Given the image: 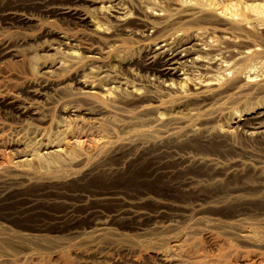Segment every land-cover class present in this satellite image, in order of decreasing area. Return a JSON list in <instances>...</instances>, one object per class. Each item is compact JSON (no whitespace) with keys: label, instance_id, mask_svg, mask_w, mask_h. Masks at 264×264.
Masks as SVG:
<instances>
[{"label":"rangeland","instance_id":"obj_1","mask_svg":"<svg viewBox=\"0 0 264 264\" xmlns=\"http://www.w3.org/2000/svg\"><path fill=\"white\" fill-rule=\"evenodd\" d=\"M155 1L161 6L166 5L161 0ZM239 1L243 4L244 1L260 0ZM74 3L73 0H21L19 4H14L12 0L0 2V38L8 40L16 50L15 55L0 53V91L15 92L23 98L28 78L39 76L51 79L44 89V97L38 99L39 112L34 119L20 118L9 106L0 103V124L5 126L4 129L31 132L33 125H39L52 128L55 132L56 122L66 114L62 108L77 103L81 104L80 115L90 118L93 114L85 112L86 107L91 106L90 100L72 95L82 86L78 79L85 74H98L99 71L112 74V70H115L119 77H124L130 85L141 89L142 95L137 99L125 100L116 111L105 115H111L113 119L117 116L116 120L121 121L125 118L126 121L132 120L131 125L139 124L147 130V117L167 114L170 110L183 112L181 114L197 110V119L194 117L192 123L208 126L210 133L206 138L197 133L177 141L166 132L163 134L162 145L153 140L144 145L140 143L134 158L126 159L124 155L134 151V147L131 150L123 148V153V150L115 151L118 148L115 146L104 156L90 160L77 159L65 167H51L27 177L13 174L6 185L0 182V259L6 264H27L35 256L41 259L40 264H166L157 254L170 249L175 239H182L184 246L190 245L187 247L196 248L198 244V248H203L206 254L216 253L221 246L232 247L241 254L233 259L235 264H246L242 254L250 257L256 251L264 252V238L257 244L243 239L239 233L242 226H249L260 238L264 237V140L247 137L239 132L240 129L232 134H227L223 129L232 120L237 121L241 117L245 119L246 116H241L244 111L264 104V91L256 94L248 88L253 86L248 85L250 92L246 91L244 96L231 97L222 115L215 113L214 110L218 108L216 105L205 106L202 104L204 102L201 103L195 97L175 101L173 96H167L158 100L153 97L155 93L148 86L147 78L152 74L143 66L151 43V36L144 35V26L131 17L127 21L126 30H111L112 39L110 37L106 41L102 37L105 33L98 31L95 26L76 23L72 15L61 12L62 5ZM121 3L134 13L138 11L137 0H121ZM78 4L83 5L84 10L86 6L89 9L93 7L85 0ZM242 4L239 5L243 9L239 11L241 13L245 10L242 7L245 4ZM13 5L18 6L26 18L3 13L5 8ZM239 8L234 11L237 9L238 12ZM99 20L107 26L111 24L109 19ZM233 20L227 18L225 26L237 25ZM263 21H255L257 25L260 23L257 27L255 24L245 26V32L250 37L252 35V43L229 40L230 48L236 50L230 58L238 50L254 43L264 53ZM61 33L74 39V44L69 46L78 49L79 55L94 50L99 51L103 57L73 63L72 66L66 63L67 66L63 65L59 70L43 75L41 72L46 70L44 65L56 58H64L49 48L50 44L59 43L58 35ZM110 44L114 46L108 47ZM261 53L257 54L263 56L259 59L264 58ZM252 61L251 58L246 59L241 64L246 67ZM95 64L101 68H95L92 73L88 67ZM248 71L246 68L244 75ZM174 78L177 81L180 79L178 76ZM162 84L155 85L154 90L162 91ZM186 87L194 90L191 84ZM155 102L161 103L156 110L143 108L144 104L154 105ZM187 124L181 123L179 130H185ZM108 125L121 140L131 138L127 129L116 127L114 122H108ZM139 141L140 138H136L135 144H139ZM165 150L208 154L217 158L222 165L233 159H243L248 161V165L241 172L225 174L224 166L216 168L209 165L207 168L203 164L192 163L187 171L178 169L177 173L169 175L165 167L172 169V165L173 168L178 165L175 160L163 159L162 156L168 155ZM184 172L197 179L196 188L189 189L180 183L187 175ZM234 193L239 196L233 197ZM123 199L140 200L141 208L150 216L141 221L126 214L114 216ZM195 202L202 203V206L195 207ZM93 210L99 211L94 213L96 218L93 217ZM97 218L106 220L107 224L96 228ZM99 250L108 255L105 262L99 261L96 254ZM187 250L185 247L182 254L186 255L182 256H189ZM170 251L174 252L172 248Z\"/></svg>","mask_w":264,"mask_h":264},{"label":"bare ground","instance_id":"obj_2","mask_svg":"<svg viewBox=\"0 0 264 264\" xmlns=\"http://www.w3.org/2000/svg\"><path fill=\"white\" fill-rule=\"evenodd\" d=\"M3 1L5 0H0V2ZM12 1L14 4H19L21 0ZM73 1L75 3L72 5H62L61 12L72 15L76 23L95 26L98 31L105 33V36L101 35L106 41L111 37V30H126L127 21L131 17H134L139 24L144 26V35L151 36V43L147 48L143 66L148 70L149 74H152V76L147 78L148 86L155 93L153 97L158 100L167 96H173L175 101L176 99L177 101H184L186 98L195 97L201 103L204 102L202 104H206L205 106L208 104L211 107L216 105L218 108L214 110L215 113L222 115L226 110L225 104L231 97L244 96L247 93L246 91L249 90L256 94L264 91V58L259 59L258 57L263 56L257 55L263 52L260 51L261 47L254 43L245 49L238 50L230 58L232 52L236 50L231 49L229 46V40L252 43V35L250 37L249 33L245 32V26L253 24V26L256 25L257 27L260 23L257 25L255 21L262 22L264 20V0L247 3L244 1L243 4L239 0H231L230 2L228 0V3H226L227 0L225 2L224 0H161V2L166 3V7L164 5L161 6L155 0H137L138 9H136L138 11L135 13L126 9L122 5L121 0H85L90 5H93L90 9L84 5L86 10H84L83 5L78 4L81 0ZM46 4L48 5L47 2ZM240 4H245L242 6L243 8L245 7L243 13H241L243 9L239 8ZM47 5H45V8ZM235 8H239L238 12H241L238 13L237 9L234 11ZM246 11H250V16H248ZM3 13L12 17L20 16V18H26L16 5L5 8ZM151 16H156V18ZM100 18L109 19L110 26L102 23L99 20ZM227 18L234 19L237 25L232 27L225 26ZM227 28L230 31H226ZM58 36L60 38V40L58 39L59 43L52 42L53 44H50L49 48L55 50L57 54H62L64 58H56L49 64L44 65L46 70L41 72L43 75L44 73L59 70L66 63H70V66H72L73 63L76 64L103 57L99 51L94 50L89 51L87 54L79 55L78 49L74 48V46H69L74 41L71 36L66 33H61ZM10 45L8 40L0 38L1 55L16 54V50ZM111 46H114V44L108 45V47ZM250 58L253 60L251 64L243 67L242 61ZM95 68L100 70L101 66H96L95 64V66H89L88 70L92 72ZM246 68L249 71L244 75ZM228 70L231 71V76ZM112 71L115 72V70ZM99 72H97L98 74L92 72L93 75H81L78 82L82 86L79 91H73L74 93L72 94L74 97H85L90 100L91 106L86 107L87 111H85L93 114L90 118L80 115L79 107L81 104L77 103L62 108V111L66 114L60 116L58 122H56L57 128L55 127V129L57 130L55 132L51 130L52 128H42L39 125H33L31 132H22L14 130V128L12 131L7 128L10 130L8 131L4 129L5 126L0 124V182L2 184L9 183L13 174L27 177L41 173L51 167H65L77 159L90 160L104 156L115 146H118L115 151L123 150V153L124 149L131 150L130 148L134 147V151L127 152V154L124 153L126 159L134 158L138 154L136 148H140V143L144 145L153 140L162 145L163 134L166 132L177 141L197 133H200L204 138L209 136L210 130L208 126L202 123H192L196 118L197 110L196 112L191 110L184 114H181L183 113L181 111V113H178L170 110L167 114L147 117L145 118V122L149 126L147 130L141 128L139 124L137 125L139 127L134 124L131 125L132 120L129 121L127 119L128 121H126V118H121L124 119V121H121L116 120L117 116L113 119L114 117H111V115H105L107 112L120 108L121 103L125 100L129 98L137 99L141 94V89L130 85L129 80L127 81L124 77H119L117 75L118 72H115V74L113 72L112 74L103 73L104 71ZM175 76L180 78L179 81L174 78ZM49 80L51 79L48 77L39 76L28 78L24 89L26 95L23 98L15 92H5L3 90L5 92L3 93L0 91V103L9 106L11 111L20 118L34 119V116L39 112L38 99L44 97V89L48 86ZM158 83H163V86H160L164 88L162 91L160 89L159 91L154 90L156 88L155 85ZM188 84L193 86V91L186 89ZM248 85L253 87H248V90ZM199 100L198 103L200 102ZM160 104H156V102L154 105L148 103L144 104L143 108L145 110H156ZM241 116H246V118H243L244 120L241 119L242 117L237 121L232 120L230 124L223 128L224 131L227 134H232L240 129L239 132L247 137L264 140V104L251 107L241 113ZM108 122H114L116 127L120 126L122 129H127L126 131H128L131 138L125 137L122 140L118 138L117 133L115 134L107 127L109 126ZM183 122L189 123L185 130L180 131L179 127L181 128L180 124ZM136 138H140L141 142L139 141V144H135ZM164 152L168 154L162 156L164 160H175L176 166L178 165L176 168H173L174 166L172 165V169H168V166L165 165L167 169L164 170L169 175H174L178 169L179 171L180 169L187 171L192 163L203 164L207 168H209V165L216 168L224 166L223 172L225 174L241 172L248 165V161L243 159H233L229 163L222 165L217 158L208 154L179 153L172 150H165ZM158 171H161V169ZM180 183L189 189H194L198 186L197 179L188 173ZM232 196L238 197L239 194L234 193ZM119 199L121 198L119 197ZM120 203L121 206L114 213V216L118 217L126 214L140 221L150 216V213L141 208L140 200L123 199ZM201 206L202 203L198 202L195 207ZM92 212L94 214L99 211L93 210ZM106 224V220L95 219L96 228H101ZM239 231L243 239L255 243L264 238H260L255 230L249 226H242ZM197 245L196 248L187 247L190 245L184 246L182 239H175L170 249L162 250L157 256L166 264H235L233 259L241 255L232 247L226 248L222 246L217 249L216 253L206 254L202 250L203 248L200 249ZM185 247L186 250L188 248V257L182 256L186 255L182 254ZM171 248L174 252L170 251ZM256 252L252 255L247 252L250 257H245L247 255L242 254V259H245L246 264H264V252ZM96 254L100 259L99 261L102 262H105L108 257L102 250H99ZM40 260V258L35 256L27 264H40ZM0 264L6 263L3 259H0Z\"/></svg>","mask_w":264,"mask_h":264}]
</instances>
